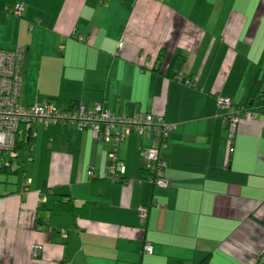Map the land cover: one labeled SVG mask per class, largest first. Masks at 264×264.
Returning a JSON list of instances; mask_svg holds the SVG:
<instances>
[{"label": "crops", "instance_id": "0c3cea01", "mask_svg": "<svg viewBox=\"0 0 264 264\" xmlns=\"http://www.w3.org/2000/svg\"><path fill=\"white\" fill-rule=\"evenodd\" d=\"M20 46L23 105L162 114L168 184L139 173L146 135L120 181L89 129L39 124L26 189L0 178V264H264V112L229 136L218 104L264 87V0H0V48Z\"/></svg>", "mask_w": 264, "mask_h": 264}, {"label": "built area", "instance_id": "2783aa9c", "mask_svg": "<svg viewBox=\"0 0 264 264\" xmlns=\"http://www.w3.org/2000/svg\"><path fill=\"white\" fill-rule=\"evenodd\" d=\"M20 14V6L12 9ZM25 47H16L13 50L0 48V153L12 149L18 132L31 129L36 123L42 125H74L77 129H89L92 135L108 143L107 174L113 180H122L124 162L118 155L120 143L131 133L146 135L152 139L151 146L140 147L139 155L142 166L149 172V179L157 185L168 184L164 177L165 161L160 156V149L164 145L171 125L162 114L140 113L134 115H117L104 107V101L96 102L92 108L86 109L77 105L73 109H60L50 101L25 106L19 102V89L22 77V60ZM189 83V81H188ZM220 106L230 108L226 115V128L229 136L233 135L234 128L244 114L239 108H232L231 101L219 99ZM148 214L146 205L139 207V215L145 218ZM143 253H151L152 246L144 242ZM39 253L35 246L32 255Z\"/></svg>", "mask_w": 264, "mask_h": 264}, {"label": "trees", "instance_id": "16d2710c", "mask_svg": "<svg viewBox=\"0 0 264 264\" xmlns=\"http://www.w3.org/2000/svg\"><path fill=\"white\" fill-rule=\"evenodd\" d=\"M46 101L55 103L52 100H46ZM256 101L257 104H255ZM77 105H79V103H73L70 107L66 109H73ZM238 107L243 112H249V113L264 112V87H262V81L260 80V78H257V80L254 82L250 91V99L248 100L247 104L244 106L238 105ZM39 124L41 123H36L31 129L28 130L23 129V127L20 129L15 140V145L12 149L13 155L10 154L9 152L0 153V172L6 175H12V177H16L18 183H21L23 181L21 184H22V188L24 189H26L28 185L27 183L29 178L28 166L32 161V150H33L32 146L36 136V126ZM143 171L149 174V172H147L146 169L141 164L139 168V173H142ZM18 178L21 179L22 181L19 182L20 180Z\"/></svg>", "mask_w": 264, "mask_h": 264}, {"label": "rangeland", "instance_id": "374dc122", "mask_svg": "<svg viewBox=\"0 0 264 264\" xmlns=\"http://www.w3.org/2000/svg\"><path fill=\"white\" fill-rule=\"evenodd\" d=\"M5 176H6L5 174H3V173H0V178H3V179H4V178H5ZM6 177L13 178V177H12V175H7Z\"/></svg>", "mask_w": 264, "mask_h": 264}]
</instances>
